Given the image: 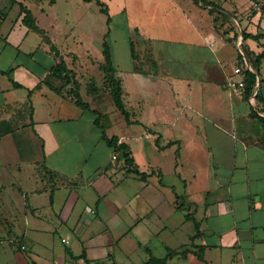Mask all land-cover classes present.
Segmentation results:
<instances>
[{"label":"crops","instance_id":"1","mask_svg":"<svg viewBox=\"0 0 264 264\" xmlns=\"http://www.w3.org/2000/svg\"><path fill=\"white\" fill-rule=\"evenodd\" d=\"M59 1L0 0V264H264V57L260 98L224 85L239 57L252 64L244 51L264 53V1L254 13L260 0H100L107 16L69 0L84 10L71 27L46 11ZM217 12L230 15L223 30ZM114 20L129 49H150H130L127 70L111 52L129 123L95 107L111 97L99 64ZM73 33L101 51L90 67L69 52ZM218 41L243 48L233 66L208 52ZM164 54L183 62L159 74ZM61 59L90 110L50 88ZM103 133L128 146L130 167Z\"/></svg>","mask_w":264,"mask_h":264},{"label":"rangeland","instance_id":"2","mask_svg":"<svg viewBox=\"0 0 264 264\" xmlns=\"http://www.w3.org/2000/svg\"><path fill=\"white\" fill-rule=\"evenodd\" d=\"M261 4L257 7L254 6L253 4V8H254V13L255 10H261L262 9V3L264 0H260ZM254 3H258V1H255ZM46 11L48 12H53L56 11L58 12V14L63 15V18L66 19L67 21H69L68 25H65L66 27H71V21L72 19H76V17L78 15H80L82 12H84V10L80 7H76L75 3H73V1H69V0H60L58 5L56 7L49 8ZM97 17L103 18V15L95 12ZM218 15V22H216L218 28H222V26L224 24H226V22H228L230 19L228 18L230 15H226L225 13L222 12H217ZM225 22V23H224ZM219 24V25H218ZM228 28V26L226 27ZM223 30V28H222ZM91 35H80V34H76L73 33L72 35H63V39L66 41L67 45H69V52H74L76 53L77 56V60H78V66L81 65V67H83L84 69L86 67H90L91 66V62L96 59H100L101 57V51L93 44V42L90 39ZM77 40V41H76ZM79 40V41H78ZM110 41V42H109ZM108 43L110 44V50L111 52H113V58H114V63L120 67L123 70H127L128 68V62H129V43H128V38H127V32H125L123 29H121L118 25H117V21H113V23L111 24V37L109 39ZM82 43V46H81ZM134 43V50L135 52H150V49L148 47H143L142 45H140L138 43L137 40H133ZM83 47H88V49L83 48ZM131 48V47H130ZM210 50H217L218 52H223L222 56H221V63H230L231 65L236 61V56L238 53L243 52V48H241L238 44L236 45L235 43L232 42H224V46L221 47V43L220 41L216 42L215 46L212 47V49L208 48V52ZM244 53L247 55V52L244 51ZM242 54V53H241ZM243 55V54H242ZM161 62L159 63V71L161 74V69L162 70H167L166 66L170 63H174L176 64L177 62H183V58L182 57H177V58H172L170 56L167 55H161ZM219 65V64H218ZM217 66V65H216ZM233 66V65H232ZM218 68V66H217ZM158 71V72H159ZM225 85V84H224ZM93 86H97L95 82H93ZM227 89V88H226ZM225 87L222 88V93L223 96L225 98H228V94L225 91L226 90ZM224 90V91H223ZM96 94L98 93V91L93 90ZM159 91H162V88L159 89ZM176 91V90H174ZM173 92V90H170V95L173 96V94L171 93ZM196 92V91H195ZM199 92V91H198ZM175 96H179V97H185L187 96L182 90L179 93V95H175ZM106 99L103 101V104L101 106L99 105H95V107L103 112L106 111H110L112 110V108H114L113 110V118H123V116L119 113V111L113 107V103L111 101V97L109 95H106L105 97ZM84 102L86 101V99H82ZM189 114V116L194 115L195 112L193 111H188L187 112ZM103 119V118H102ZM100 119V123L102 124V122L104 120Z\"/></svg>","mask_w":264,"mask_h":264},{"label":"trees","instance_id":"3","mask_svg":"<svg viewBox=\"0 0 264 264\" xmlns=\"http://www.w3.org/2000/svg\"><path fill=\"white\" fill-rule=\"evenodd\" d=\"M95 2L98 6H100L101 12L108 16L106 5L102 3L100 0H95ZM22 11H24L25 13L24 18H23L24 24L27 25L33 31L39 33L44 39H46L44 31L41 30L35 24L34 20L32 19L30 11L26 9L25 7H22ZM107 21H109V18H107ZM252 37L253 39H258L259 35H254ZM130 47H131L130 49H131L132 57L136 58L137 56L135 54L133 41H131ZM102 55L104 59H103V62L99 64V68L103 73V88L109 91L115 107L121 114L125 116L127 122L129 123L131 122L129 119V112L125 108L123 100H122V96L124 95V90L121 85V80L116 76V70L114 68V65L111 59L110 46L106 40L102 42ZM262 57H264V53L255 56L254 59H251V57L250 58L247 57L248 61L252 63L250 65L252 66L253 71H249L245 69L242 75L243 80L245 81V91L244 92H245L246 97L255 93L256 82H257L256 75L258 74V65ZM242 64H243V60L241 59V57H239L238 65L243 66ZM51 71L53 74L64 73V76L62 77L63 83L61 86L54 87L50 85V88H52L58 93H62L63 91H65L77 106L83 109H86V110H90L89 105L82 100L79 94V83L75 79L74 73L66 67L62 59L60 60V62H58L55 66L51 68ZM67 86L68 88L65 89V87ZM93 90L98 91L99 88L97 86L96 87L93 86V82H92L90 85L89 91L94 92ZM260 96H261V89L259 88L257 92L255 93V98L257 97L260 98ZM3 130L4 129L0 130V135L4 132L10 131V130H4V131ZM102 137L106 140V142L109 145L114 147V150L117 153V157L122 161L124 166L130 167L133 163V159L130 156L128 146L124 143H119L116 137H113V136L107 137L104 133L102 134ZM136 173H139V172L136 170Z\"/></svg>","mask_w":264,"mask_h":264},{"label":"built area","instance_id":"4","mask_svg":"<svg viewBox=\"0 0 264 264\" xmlns=\"http://www.w3.org/2000/svg\"><path fill=\"white\" fill-rule=\"evenodd\" d=\"M256 5L258 7L260 5V2H258L257 4L254 3V6H256ZM242 65L243 66L235 65L232 69V75H241L242 76L245 69H247L249 71H253L252 66L249 63H247L246 61L243 60ZM232 75L227 78L225 85H226L227 89L230 90L231 92L238 94V95H242L245 91V81L243 80V76L239 79H234V78H232ZM256 79H257V82H256L255 93L257 92V90L259 88V78L257 75H256ZM112 158H116V154H113Z\"/></svg>","mask_w":264,"mask_h":264}]
</instances>
